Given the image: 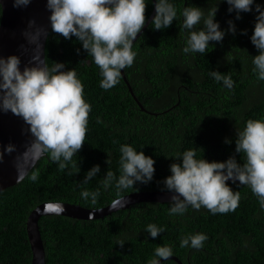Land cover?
I'll return each instance as SVG.
<instances>
[{
    "label": "trees",
    "instance_id": "obj_1",
    "mask_svg": "<svg viewBox=\"0 0 264 264\" xmlns=\"http://www.w3.org/2000/svg\"><path fill=\"white\" fill-rule=\"evenodd\" d=\"M173 3L177 19L161 30H156L151 20L134 42L137 56L133 65L124 69L146 112L132 99L122 78L111 89L101 88L99 68L81 42L75 36L66 39L50 29L45 58L49 66L63 62L64 71L76 69L85 86L84 98L92 105L88 131L68 168L60 170L45 155L33 169L39 170L38 181L25 178L0 192V264H31L25 223L41 203L59 200L85 209L112 203L115 188L104 189L102 179L108 169L119 175L120 144L129 143L155 160L153 180L147 184L137 182L134 188L138 190L128 189L123 196L168 192L161 189L164 178L171 175L169 165L180 162L175 158L177 153L193 147L198 148V157L201 149L202 157L208 161L235 156L238 163H243V154L235 151L237 131L248 119L264 118V80H257L252 63L259 50L250 40L257 13L241 12V18L236 19V10L229 12L226 0H220L214 19L226 32L223 41H210L212 47L204 54H185L183 18L179 13L190 4L207 13L215 0ZM255 3L264 5V0ZM152 10L153 2L147 0L146 20ZM229 20L236 26L235 34L227 31ZM242 29L246 34L241 33ZM211 70L230 73L234 87L227 89L222 82H216L209 75ZM225 138L231 143H225ZM95 164L100 165V172L82 184L86 172ZM226 183L240 192L241 199L234 211L223 214H212L205 207H189L183 216H170L167 209L171 202H165L137 203L98 220L42 216L38 224L45 264H147L160 245H171L173 256L182 264H264V209L249 186ZM84 189H100L96 204L90 198H81ZM149 223L164 225L166 231L152 238L145 230ZM197 232L208 236L202 249L180 247L183 236ZM120 239L127 240L123 247L117 244ZM162 264L177 263L169 259L162 260Z\"/></svg>",
    "mask_w": 264,
    "mask_h": 264
},
{
    "label": "clouds",
    "instance_id": "obj_2",
    "mask_svg": "<svg viewBox=\"0 0 264 264\" xmlns=\"http://www.w3.org/2000/svg\"><path fill=\"white\" fill-rule=\"evenodd\" d=\"M30 2L13 0V7H26ZM219 2L215 0L207 13L191 4L182 8L179 15L183 18L181 27L185 32L183 53L204 54L212 47L210 41H223L226 32L214 19ZM226 2L229 12L236 10V19L241 18V12L255 10L257 13L250 40L259 54L253 57L252 63L257 80H264V5L255 3V0ZM146 3L147 0H47L46 7L50 10L52 30L66 39L75 36L81 42L82 48L99 68L102 77L100 87L108 90L120 82L121 70L131 67L135 61L137 51L133 50V45L145 24ZM2 11L3 4L0 3ZM177 17L178 10L173 0H156L151 22L156 30L168 28ZM228 25L227 31L235 34L234 22L229 20ZM241 33L246 34V30L242 29ZM33 60L37 61L34 66H25L21 70V60L17 55L0 56V111L6 113L10 110L22 117L32 137L16 158L17 182L25 178L38 181L39 170L33 169L45 155L60 170L68 168L86 140L88 117L92 110V105L84 98L85 86L75 68L64 71L63 62H52L49 66L46 58L39 60L33 57ZM209 75L227 89L235 85L230 73L211 70ZM225 143H231V140L225 138ZM197 149L193 147L177 153L175 158L180 162L169 165L171 175L162 181L164 187L161 190L173 193L167 209L170 216H183L189 207L195 210L205 207L212 214L234 211L239 206L241 194L226 183L229 180L249 186L264 209V118L248 119L243 129L237 131L235 151L243 154V163H238L235 156L224 161H208L202 157L201 149L197 156ZM16 150L12 143L4 145L0 150V162L5 155ZM119 152V175L108 169L102 179L104 189L115 188L113 209L124 208L128 204L126 196L122 195L124 191L136 189L134 185L137 182H151L155 173V160L143 151L123 143ZM106 162L110 164L109 159ZM99 172L100 165H93L86 172L82 184H87ZM100 194V189L80 192L81 198L86 201L90 198L92 204L97 203ZM44 210L59 215L65 207L59 200H50ZM145 230L155 238L165 232L166 227L149 223ZM207 239L203 232L188 234L181 238L180 247L202 249ZM125 241L120 239L117 244L123 247ZM173 255L171 245L157 246L147 264H162L161 258L167 261Z\"/></svg>",
    "mask_w": 264,
    "mask_h": 264
},
{
    "label": "water",
    "instance_id": "obj_3",
    "mask_svg": "<svg viewBox=\"0 0 264 264\" xmlns=\"http://www.w3.org/2000/svg\"><path fill=\"white\" fill-rule=\"evenodd\" d=\"M153 2V10L142 27L136 39L147 28L155 15V2ZM3 4V11L0 18V56L7 57L9 55H17L20 60V69L25 66H34L37 61L45 59V44L48 33L51 29L49 20L50 10L47 9V0H31L26 7H13V0H0ZM134 40V42L136 41ZM35 41L31 43L29 41ZM121 78L124 81L127 90L136 102L141 111L146 110L135 97L130 84L121 70ZM28 125L23 118L8 112L0 111V150L4 145L12 143L16 146V151L11 155H5L3 162H0V192L8 187L17 184L16 158L25 150L26 145L32 139L31 134L27 131ZM227 182H232L231 180ZM239 182V181H236ZM171 192L145 191L135 192L126 196L128 204L124 208H111L112 203L99 209H85L79 205L63 203L65 211L60 216L69 217L76 220H98L112 214L118 210L128 209L131 205L137 203H165L171 202ZM45 204L41 203L35 207L28 215L25 228L26 235L31 250V264H45V253L43 242L41 239L39 219L46 215H57L46 212ZM102 209V210H101ZM168 259L174 260L177 264H182L180 260L174 256ZM164 260V259H162ZM161 260V261H162Z\"/></svg>",
    "mask_w": 264,
    "mask_h": 264
}]
</instances>
